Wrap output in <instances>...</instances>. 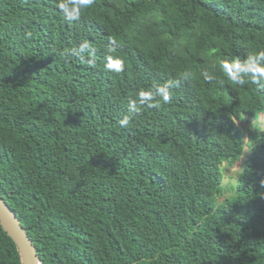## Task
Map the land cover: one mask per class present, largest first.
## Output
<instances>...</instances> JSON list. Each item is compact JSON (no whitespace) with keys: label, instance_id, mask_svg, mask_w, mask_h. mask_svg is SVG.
Segmentation results:
<instances>
[{"label":"trees","instance_id":"obj_1","mask_svg":"<svg viewBox=\"0 0 264 264\" xmlns=\"http://www.w3.org/2000/svg\"><path fill=\"white\" fill-rule=\"evenodd\" d=\"M71 3L0 0V196L41 264H264V81L229 80L264 50V0ZM0 264H21L1 223Z\"/></svg>","mask_w":264,"mask_h":264},{"label":"clouds","instance_id":"obj_2","mask_svg":"<svg viewBox=\"0 0 264 264\" xmlns=\"http://www.w3.org/2000/svg\"><path fill=\"white\" fill-rule=\"evenodd\" d=\"M94 3V0H72V3L69 5L71 8H75V11L72 14H69L67 11H64L65 18L68 20L78 19L80 15V10L85 7H90ZM64 10V7L62 8ZM88 47L87 43L81 46L82 49ZM119 60L117 63L116 61ZM232 64V73H229V80L238 86H245L247 83L251 82L255 84L258 81H264V50H260L256 53L255 59L253 61L243 63L242 67L246 69L243 75L236 74L235 63ZM124 64L123 61L119 58L110 57L107 59L105 68L109 71L120 72L123 70ZM223 67V66H221ZM225 73H228V69H223ZM182 79H189V74L185 73ZM170 85H164L156 89L154 92L150 87L141 88L136 93V100L129 103V111L135 112L138 111V105L142 106L147 104L149 108L159 109L163 104H167L172 99V93L169 90ZM159 96V100L155 97ZM132 121V116L123 115L119 120V124L122 127H127Z\"/></svg>","mask_w":264,"mask_h":264},{"label":"water","instance_id":"obj_3","mask_svg":"<svg viewBox=\"0 0 264 264\" xmlns=\"http://www.w3.org/2000/svg\"><path fill=\"white\" fill-rule=\"evenodd\" d=\"M0 223L17 245L21 264H41L34 245L15 212L0 196Z\"/></svg>","mask_w":264,"mask_h":264},{"label":"rangeland","instance_id":"obj_4","mask_svg":"<svg viewBox=\"0 0 264 264\" xmlns=\"http://www.w3.org/2000/svg\"><path fill=\"white\" fill-rule=\"evenodd\" d=\"M252 122L255 123L257 126L262 127L264 125V113H260L258 115V118L252 120ZM237 123L244 131L245 135H244L243 139H244V142H246V140H247V128L250 126V123L245 121V120L237 121ZM247 154H248V148H247V145L245 143L244 151L238 159L234 160L231 163L224 162L222 164V172H223L222 192L218 196L219 200L224 199L226 196L233 194L232 186H234V184L237 181L239 171L242 168L243 162H244Z\"/></svg>","mask_w":264,"mask_h":264}]
</instances>
